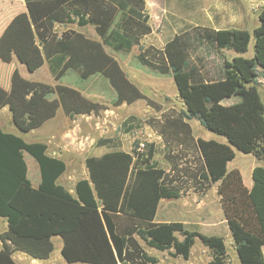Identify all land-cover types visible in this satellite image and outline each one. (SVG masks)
Segmentation results:
<instances>
[{"label":"trees","instance_id":"trees-1","mask_svg":"<svg viewBox=\"0 0 264 264\" xmlns=\"http://www.w3.org/2000/svg\"><path fill=\"white\" fill-rule=\"evenodd\" d=\"M25 9L17 25L6 14L16 33L13 46L18 52L24 46L31 48L30 21L54 84L30 80L14 68L9 88L0 86V109L8 107L18 132H6L0 124V216L8 223L0 235V264H18L12 259L13 250L47 258L55 235L62 238L61 254L68 262L156 264L137 236L149 247L171 250L173 256L184 259L199 239L210 252L208 264H226L222 236L191 230L179 221L152 222L161 199H176L190 185L202 193L211 182H218L217 193L241 264H264V165L253 168L250 188L238 168H229L235 150L264 159V10L258 13L252 33L238 27L199 31L198 38L206 43L237 53L224 59L222 79H213L190 62L185 33L175 35L163 49L149 45L137 55L142 65L172 75L186 106L183 116L197 119L207 130L226 138V142L197 139L201 168L194 165V159L173 153L183 167L172 166L166 172L153 160L154 144L139 151L138 141L130 153L112 150L86 156L88 178L77 180L71 193L59 182L65 162L49 155L45 142L27 141L23 134L42 126L58 108L66 115H96L105 109L80 89L60 82L70 70L81 79L97 74L105 78L115 93L114 106L145 98L106 47L127 52L139 45L151 32L149 15L145 0H25ZM68 23L92 25L98 38L75 29L55 31L56 24ZM252 36L253 56L244 57ZM35 51L28 55L38 63ZM232 96L241 99L230 105L221 103ZM130 120L134 118L124 122L127 131L134 124ZM156 120L149 124L156 126ZM168 125L178 127L176 120ZM24 151L38 164L37 187L27 177Z\"/></svg>","mask_w":264,"mask_h":264},{"label":"crops","instance_id":"crops-1","mask_svg":"<svg viewBox=\"0 0 264 264\" xmlns=\"http://www.w3.org/2000/svg\"><path fill=\"white\" fill-rule=\"evenodd\" d=\"M21 1L23 2L24 10L26 12L25 0H21ZM0 2L5 3L6 0H0ZM145 3H146V10H147V7H149L148 1L145 0ZM217 8H218L217 9V13H218L217 19L214 18V20L218 23L223 24V26L213 25V27H207V28L219 29V28L238 27V28L248 30V28H246L244 24L236 26L235 20L237 19L240 20L241 18L240 16L244 13V11L242 10L240 6H237L235 2L228 1L226 4L221 3L219 7ZM10 22L11 20L9 19V17L6 16V13L0 14V86H3L6 89L9 88L11 73L14 68H17L19 72L21 73V75L24 76L25 78H28L30 80L45 82L48 84H54V79L51 73L49 72L47 63L45 62L43 58L41 47L39 46L37 42L33 27L30 21H29V29H31V32H32V44H31L32 46L31 48H28V46H24L23 47L24 49L22 52H18L17 49L14 48L13 46V36H14L13 34L16 35V33L12 31V26ZM227 24L229 26H226ZM199 31L195 32V34H193V37L190 33L183 32L187 34V36L189 37L190 62L195 64L196 67L200 71H207L208 74L213 79H222L224 76L223 74L224 59L225 58L230 59L233 56L237 55V53L234 52L233 50L219 48L216 45L211 44L214 47L215 54L212 55V58H213L212 61L215 67L211 68L204 60H201L200 58L193 60V57H191L193 45L190 40V37L196 40L199 45H202V43H206L203 39L198 38ZM151 32H152V26H151ZM94 33L95 35H88V34L87 35L92 38H98V35L96 34L95 30H94ZM178 34H181V33H177L175 35H178ZM146 35H144L143 37H145ZM172 38H170L169 40H171ZM169 40H167L165 44ZM151 46L155 48H159V49L164 48V46L161 48L156 47L154 45H151ZM34 49L37 50V54H39L38 63L34 62L33 57L30 58V56L28 55L29 53H34V52L36 53ZM21 54L23 56H21ZM242 56L251 57L253 56V53H250V52L248 53V50H247V52L242 54ZM121 67L123 68L122 64H121ZM23 72L27 73L28 75ZM164 75H170V77L172 78V82L175 86L176 98L179 102V106L178 107L175 105L167 106L164 103H162V106L159 109L155 110L154 112L155 114L154 119H157L156 121H158V124H156V126L154 127L149 124V127L151 129L149 136H152V137L154 136V143L153 142L149 143V144H154L155 146V153L153 155V160H155L158 163V165L162 167L166 172L169 171L171 168H173L172 166L176 168L183 167V162L181 158L177 162L175 161V157L172 154L176 153L180 157L183 156L185 158L194 159L193 160L194 165H198V167L201 168L202 158H201L199 148L197 146V139L198 138L214 139L219 142H226V138L223 136H221L222 137L221 138L220 135L217 137L213 134H206L207 136L206 135L204 136L202 134H198L195 131L196 129L199 130L200 128L198 123L193 121L197 119L195 118L189 119L183 116V112L186 110V106L178 95V91H177L174 79L170 73L164 74ZM128 78L139 87V89L143 92L144 96H147L145 94L143 85H140L137 82L133 81L129 76ZM260 81L263 83L261 78H260ZM72 87H75V86H72ZM240 99L241 98L239 96H232V97L224 98L221 101V103L224 105H230V104L240 101ZM123 104H125L126 106H132L133 108L136 107L140 109L141 108H150V109L152 108L150 105L147 104L146 98L135 100L134 102L130 104L122 103L121 105ZM63 115H66V114L64 113L62 108H58L56 111V114L52 118L45 121L43 125L40 126L39 128H36L39 131L42 130L39 135L62 136L63 135L62 133L64 131L63 128L67 125L65 124V122L62 123L61 125L59 124L60 118ZM161 115H163L164 120L161 118ZM129 117L134 118L133 121L130 120L129 122L135 124V120L136 119L138 120L139 114L138 113L129 114L128 116L125 117L124 121L128 119ZM175 120L178 123V127H171L170 125H168V123H171L172 121L175 122ZM0 124L2 128L4 129V131L18 134L12 122L11 112L9 111L7 106H4L0 109ZM10 124H13V125L10 126ZM23 137L27 141H32L30 139H27L25 136ZM158 139L161 140L160 141L161 147L164 148L161 156L159 155V151L156 150ZM40 141L45 142L43 139H41ZM109 143H113V142L102 141L101 143H99V145L105 146V149L97 153L89 154V155L101 156L102 154L112 151V150H122L124 152L130 153L133 147V146L131 148H124L121 146L112 147V145H109ZM236 151L238 150H235V155H236ZM26 153L27 152L24 151L23 155H24V160L27 165V177L31 181L32 186L37 187L40 182L39 167L37 164V169L35 170V175H34L35 180L33 182L29 177V169H28V163L26 161ZM48 154L62 159L66 164L67 154H64V153H57V154L48 153ZM245 154H250V153H245ZM257 165H264V159L257 160L255 158L254 161L249 164V167L246 173L244 174L243 172H241L244 183L247 188H250L252 186L253 181H252L251 174H252L253 168ZM229 168L239 169V167L235 165L231 167L229 166ZM82 178H88V169L85 166V162H84V169L82 171V175L79 176L78 178L75 177V170L69 171L65 179L68 180L69 182L68 185L71 186V188L70 189L67 188V189L71 193H74V186H75L76 181ZM217 185H218V182H211L209 187L202 193L198 192L197 190H194L193 187L190 185L176 199H161L158 203L155 216L152 222L153 223H164V222L179 221V222L184 223L186 227L191 230H197L207 235H220L224 238L227 249L231 247L234 251L233 260L230 261L227 256L226 264H241L238 254L235 250L234 240H233L231 231L228 227L227 221L223 213V209L221 207L220 197L217 193ZM7 229H8V223H7L6 218L3 216H0V235L3 232H5ZM55 238H60L61 240L60 243L57 245L55 244V241H54ZM136 239L139 245L147 252L148 255L153 256L157 259L156 264H208L211 258L208 248L205 247L201 242H198L197 239L195 240L194 245L191 247L190 254L187 259H184L181 256H173L170 253L171 250L160 251V250H157L149 246L146 247L145 243L141 239H139L137 236H136ZM51 242L53 244V248L47 258H43V259L34 258L21 250H13L11 254L12 259L18 264H91L87 262H68L66 261L63 255L61 254L62 238L60 236L58 235L52 236ZM1 248H2V241L0 238V249ZM262 251L264 254V245L262 246ZM206 252L208 256L206 258H203L202 253L206 254ZM117 264H120V263H117Z\"/></svg>","mask_w":264,"mask_h":264},{"label":"rangeland","instance_id":"rangeland-1","mask_svg":"<svg viewBox=\"0 0 264 264\" xmlns=\"http://www.w3.org/2000/svg\"><path fill=\"white\" fill-rule=\"evenodd\" d=\"M149 19L148 22L152 26V32L141 39L139 45L132 47L128 52L114 51L109 47L106 49L113 54L122 64L126 74L135 82L144 86L146 102L152 108H136L126 106H114L112 101L115 97L114 90L107 80L101 75H93L88 79H81L77 72L70 70L61 79L60 82L80 89L84 95L100 102L105 109L98 114H71L63 115L60 118V125L65 122L67 124L63 129L62 136H44L39 135L42 130L34 129L23 134L30 140L43 139L47 144L48 153H64L66 156V171L59 179L66 188L70 189L68 180L65 179L71 170H75V177L82 175L84 169V159L89 154L97 153L105 149L100 146L102 141H110L112 147L131 148L136 142H144L145 147L151 142L154 143V136H149L151 129L149 120L154 119L155 110L165 105L179 106L176 98L175 86L170 75L160 74L159 72L142 65L137 60L138 53L147 45L163 47L165 42L177 33L187 32L193 37L195 32L213 25L223 26L214 20L217 19V7L221 3L228 1L235 2L240 6L244 13L240 16V20H235L236 26L244 24L252 33L258 24V13L264 10V0H147ZM5 5V6H4ZM24 11V5L21 0H8L6 4L0 2V14H9L12 18V25L19 24L18 17ZM242 20V21H241ZM18 22V23H17ZM226 26H229L228 24ZM65 29H75L85 32L88 35H95L92 25L78 27L76 23H68L66 25L56 24L55 31L60 33ZM192 42L191 57L193 60L200 58L204 60L211 68L215 67L212 55L214 47L211 44L202 43L199 45L196 40L190 37ZM253 53V36L248 47V53ZM25 73V72H23ZM27 74V73H25ZM28 75V74H27ZM264 100V85H263ZM138 113L139 118L135 120V124L130 130L125 129V117L129 114ZM199 125L198 134H213L219 136L210 130H207L199 124L197 120H193ZM13 124H10L12 126ZM207 136V135H206ZM221 137V136H220ZM222 138V137H221ZM224 139V138H223ZM157 149L159 155H162L161 140H157ZM252 154H245L236 151L235 158L229 162V166H237L244 174L248 170L249 164L254 161ZM26 161L28 163L29 177L34 182L35 170L37 162L28 153H26ZM161 215V214H160ZM55 244L60 243V238H55ZM198 242H201L197 239ZM146 245V244H145ZM147 247V245H146ZM228 258L233 260L234 251L231 247L227 249ZM203 258L208 256L202 253Z\"/></svg>","mask_w":264,"mask_h":264},{"label":"built area","instance_id":"built-area-1","mask_svg":"<svg viewBox=\"0 0 264 264\" xmlns=\"http://www.w3.org/2000/svg\"><path fill=\"white\" fill-rule=\"evenodd\" d=\"M144 147H145V143L140 141V142H138L136 149L139 151H142V150H144Z\"/></svg>","mask_w":264,"mask_h":264}]
</instances>
